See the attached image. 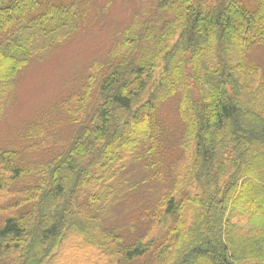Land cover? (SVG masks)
Returning a JSON list of instances; mask_svg holds the SVG:
<instances>
[{"label": "trees", "instance_id": "obj_1", "mask_svg": "<svg viewBox=\"0 0 264 264\" xmlns=\"http://www.w3.org/2000/svg\"><path fill=\"white\" fill-rule=\"evenodd\" d=\"M85 14L77 0H0V104ZM261 46L264 0H150L75 97L68 147L28 166L2 156L0 192L23 187L1 209L0 264H49L72 234L93 236L95 264H264V73L247 63ZM174 98L185 163L149 230L127 240L95 211L130 160L158 156Z\"/></svg>", "mask_w": 264, "mask_h": 264}, {"label": "rangeland", "instance_id": "obj_2", "mask_svg": "<svg viewBox=\"0 0 264 264\" xmlns=\"http://www.w3.org/2000/svg\"><path fill=\"white\" fill-rule=\"evenodd\" d=\"M77 1L86 10L78 29L35 55L0 104V161L5 153L16 152L23 165L45 163L68 147L76 128L70 115L75 97L83 92L93 67L109 57L128 28L137 30L150 7V0ZM247 63L264 73V47L252 49ZM176 101H167L159 112L158 156L130 160L114 184L112 197L95 211L103 228H115L127 240L149 230L150 216L160 210L163 196L179 180L185 163L183 122ZM22 187L19 183L0 192V225L10 213L1 209L15 202L12 194ZM156 233L155 229L152 235ZM91 239V234L68 235L49 264L102 263L101 254L85 252Z\"/></svg>", "mask_w": 264, "mask_h": 264}]
</instances>
